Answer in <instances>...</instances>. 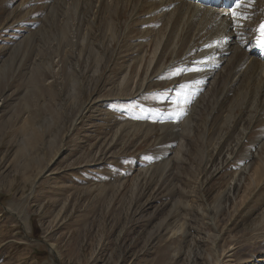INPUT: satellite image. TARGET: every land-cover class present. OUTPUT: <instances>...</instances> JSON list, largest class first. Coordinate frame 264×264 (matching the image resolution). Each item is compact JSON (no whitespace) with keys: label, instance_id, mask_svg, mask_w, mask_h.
I'll use <instances>...</instances> for the list:
<instances>
[{"label":"rangeland","instance_id":"rangeland-1","mask_svg":"<svg viewBox=\"0 0 264 264\" xmlns=\"http://www.w3.org/2000/svg\"><path fill=\"white\" fill-rule=\"evenodd\" d=\"M142 1L0 0V264H264V83L231 84L234 53L213 90L191 65L172 75L153 38L173 39L162 9ZM134 9L109 63L102 34L122 35Z\"/></svg>","mask_w":264,"mask_h":264},{"label":"bare ground","instance_id":"bare-ground-1","mask_svg":"<svg viewBox=\"0 0 264 264\" xmlns=\"http://www.w3.org/2000/svg\"><path fill=\"white\" fill-rule=\"evenodd\" d=\"M86 1L89 2V0H86ZM92 1L94 2V0H92ZM101 1L102 0H99V2H101ZM106 1H107L106 2V4H107L109 0H106ZM129 1L133 4V7H134L135 4H137L139 0H129ZM263 1L264 0H256L257 4L260 2H263ZM88 2H86L85 4L90 5V3H88ZM144 2H145V0L142 1V6H144L143 5ZM157 3H159V5H160L159 9H162L161 10L162 17L161 16L154 17L153 18L154 22H156L159 19H166V22L164 23L166 26L163 28L164 32H167L168 34L172 35L173 39L171 42V39L169 37H166V35L162 36L160 32L156 33V35H154L155 37H153L154 40L156 41L155 46L158 45L160 47L164 44V46L162 47L163 48L162 51H160V48L158 47L159 50L156 52V55H158L160 57L162 53L167 54V51H168V55H172V58L176 56L174 61L171 62V64L175 65L174 68H176V69L180 68L183 65H186L187 67L191 65V67H189V69L195 68V67L201 68L202 69L201 71H190V73H188L186 75L187 78H190V79L193 78L192 84H194L195 87H198L196 85H200L201 83L203 84V82L207 83L208 87L202 85V86H200V91H202L205 87H207L206 91L208 88L210 90L215 89L216 87H218L217 84L219 83V81L221 79L227 77V76L222 75V76H219L215 79V76L217 75L216 73H223L224 72V69L227 66L226 57L231 58L232 53L238 54L241 57H239L240 58L239 65L236 66L237 63L234 64L235 77L233 75L234 78L232 79L231 84L236 85L240 79L241 82L237 87V89H238V88H240V86L243 83L245 84L246 79L252 80L253 82L262 81L264 83V50L262 51V50L258 49L255 45L256 37L258 35V33L255 31V29H257L259 27L261 22H264V13L261 12L260 14H257L255 16V11H254L255 6L253 7V5H250L246 8H242V9L238 10V11H243V12L247 13V15L249 16L248 20L241 21L243 26L238 27L240 32H242V36L240 37L241 34L231 30V27L233 24V18L231 16V13H230V15L228 14L230 11L229 8H231V7L234 8L235 0H146L145 7H147V8L151 7L152 9L155 10ZM132 4H131V6H132ZM261 4H262L261 6H262V11H263L264 10V2ZM221 5H222V8H221ZM97 8H98V6H97ZM226 8H227V10H225ZM54 9L56 12V14H54V16H56V15L58 16L59 13H62V15L63 14L67 15V13L64 12L65 9L62 11L59 10L58 7L57 8L54 7ZM133 12L135 13V14H133L134 17L131 18V21L127 24L126 28L124 30H122L123 31L122 35L120 32H118V28L116 27L115 23L109 24L107 26V30L104 31V33L102 34L103 38H104L103 40H101L102 45H103V42L106 43V45H107L106 49L109 51V56L111 55V53L115 52V50L111 49V47L115 44L116 40L120 41L121 37L123 39V36H124V39L126 38V40H128L130 38L131 33H133L132 32L133 30H131L129 33H127L125 30L130 26V24L133 22V20L138 19L140 17H143L142 13L138 9H134ZM259 12H260V9H259V11H257V13H259ZM80 15L84 16V15H86V13L80 12ZM153 19H151V18L147 19V21H145L146 24L148 22L151 23L153 21ZM50 21H52L51 26H50V31L54 32V34H55V32H57L56 34H58V32H59V30L56 31L55 28L58 27L59 29H61V25H66V22H65V24L62 23L63 20L62 21L59 20L58 17L51 18ZM178 23H179V25H178ZM136 24H138L137 20H136V23L134 25H136ZM196 24H197V28H196L195 32L200 31L201 34L196 35L194 37V39L189 42V38L191 37V35H190V31L188 29L194 28ZM176 26H177V28H176ZM143 32L146 34V37L148 38V35H150L148 32V29H146ZM245 34H248V35L250 34L251 36H253V40H251L250 38H247V36ZM207 36L211 37V42L213 44V47L207 48L208 47L207 45L201 46V43L203 41L202 38L205 39ZM161 40H163V42H161ZM127 44H129V43H127ZM188 44H191L189 51L187 52V55L190 54V56H189V58L186 56L187 59L183 60V58L181 56V50H183L184 46H187ZM134 47H138L137 48V54H136L137 57L134 59V62H135L134 65L136 66V69H137L136 76H139V81L142 82L140 87H139L141 90L143 84L145 83L143 81H146L145 77L149 73V71H146V74L143 75V70H144V68L146 70L145 66H146V64H148L146 61L147 54H146L145 50L143 49V45L141 43L138 45L135 44ZM98 54H101V53L98 51ZM118 55H120V53ZM194 57L198 58V59L193 60ZM116 58H118V56ZM239 58H237V60ZM110 59H112L111 56L109 57V63L113 62L114 58L112 60H110ZM160 61H161V59L159 60V63H162ZM193 61H194V63H193ZM222 62L226 63L225 64L226 66L223 68H221ZM151 63L153 64V60H151L149 62V65ZM159 63L157 64V66H159ZM166 65L167 64L163 63L161 65V67L158 69V71L155 72V74L159 73L157 75L158 77L164 72V70L166 69ZM147 67H148L147 69L149 70L148 65H147ZM129 68L132 69L130 66H128V68H127L128 72H130ZM190 79H188V80H190ZM178 80L179 79H177V81ZM135 82H136V79H135ZM208 82H209V85H208ZM246 85H248V84H246ZM146 87H144V89ZM233 87H235V86L233 85L232 88L229 90L228 95H227V97L224 100V103L222 105V108L227 105V103L229 101V96L234 91ZM193 90H194V88H193ZM261 96H263V98H261ZM260 98L262 99V102H264V87H263L262 92L255 95L254 103L256 104V107L259 106V105L257 106V101L258 100L260 101L261 100ZM118 100L119 101H122V100L131 101V99H118ZM86 101L79 108V110L81 108L82 109L80 112L78 111L79 113H77V116L74 120L75 124L81 123V121L83 119V115L90 109V107L92 105V103L84 105L86 103ZM93 104H94V102H93ZM83 105H84V107H83ZM253 117L254 116H252V118ZM239 148H240V146H239ZM45 174H47V173H45Z\"/></svg>","mask_w":264,"mask_h":264},{"label":"snow or ice","instance_id":"snow-or-ice-1","mask_svg":"<svg viewBox=\"0 0 264 264\" xmlns=\"http://www.w3.org/2000/svg\"><path fill=\"white\" fill-rule=\"evenodd\" d=\"M251 2H252V0H235L234 8L231 11V16L233 18V23L237 27H242L243 25H242L241 21H246L249 19V16L247 15V13H245L243 11H238V10L250 6ZM255 31L258 33V35L256 37L257 44L260 48L264 49V22H261L259 27L257 29H255ZM209 47H211V45H209ZM201 70L202 69L199 67L187 69V71H201ZM185 71H186V69L177 68V69L173 70L172 75L178 76V75H181L182 73H184ZM186 87H187L186 85L181 86L182 89H184ZM182 95H184L183 91L178 93V96H182Z\"/></svg>","mask_w":264,"mask_h":264}]
</instances>
